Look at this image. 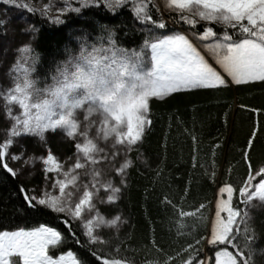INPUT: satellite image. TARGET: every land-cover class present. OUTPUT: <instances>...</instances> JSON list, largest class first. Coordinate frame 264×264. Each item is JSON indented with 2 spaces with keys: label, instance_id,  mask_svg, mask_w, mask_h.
Wrapping results in <instances>:
<instances>
[{
  "label": "snow or ice",
  "instance_id": "6c2138e0",
  "mask_svg": "<svg viewBox=\"0 0 264 264\" xmlns=\"http://www.w3.org/2000/svg\"><path fill=\"white\" fill-rule=\"evenodd\" d=\"M3 2L11 5L16 0ZM76 2L79 7L73 6V0H48L39 7L25 2L20 7L62 24L61 14L65 12L80 13L92 4L116 11L131 3L134 19L147 29L146 38L137 51L120 45L115 26H102V34L94 41H89L87 34L76 37L78 51L65 49L66 58L56 63L44 87H37L39 78L33 79L39 54H33L28 43L18 49L28 55L10 65L7 84L0 81V108L9 125L0 140V168L17 177L21 169L11 162L23 161L27 166L42 161L43 186H20L17 215L24 220L55 216L68 235L47 223L0 230V264H132L116 258L111 241L104 238L105 228L112 231L116 227L118 231V225L127 221L120 214L106 218L99 205L119 201L127 186L126 170L134 163L129 153L153 124L150 101L187 94L189 90L218 91L252 82L264 84V0H164L171 23L188 26L187 31L169 34L160 32L168 30L169 21L161 15L157 0ZM53 10L57 15H52ZM7 24V19H0V35H7ZM198 25L204 27L202 32ZM210 25H219L223 31L217 32ZM28 30L36 31L33 25L22 29L25 33ZM132 31L129 29L125 36ZM93 113L98 116L93 117ZM58 130L70 138L69 142L75 141V151L66 161L51 150L41 156L28 155L23 144L17 153L11 150L25 134L39 136L46 145V132ZM256 135L254 132L253 137ZM252 142L250 139L249 144ZM245 156L251 159L250 152ZM253 171L255 176L248 173L242 178L239 193L246 197L244 202L258 199L264 203V165ZM225 191L229 200L216 201L214 218L208 220L209 238L197 240L187 249L182 247L176 256L161 248L166 258L147 264H175L178 258L180 264H205L201 259L204 245L219 249L215 251V264H249L245 249L255 236L246 224L236 223L240 214L229 206L233 186L219 188L221 194ZM164 203L172 202L165 198ZM205 207L200 205L201 209ZM224 212L226 218H222ZM241 227L242 234L237 235ZM66 242L77 244L88 255L61 251ZM155 243L153 237V246ZM185 255L189 256L187 261Z\"/></svg>",
  "mask_w": 264,
  "mask_h": 264
},
{
  "label": "trees",
  "instance_id": "16d2710c",
  "mask_svg": "<svg viewBox=\"0 0 264 264\" xmlns=\"http://www.w3.org/2000/svg\"><path fill=\"white\" fill-rule=\"evenodd\" d=\"M153 15H156L155 9ZM163 18L169 21L168 29L188 30L183 23H171L169 12ZM61 19L62 24H55L40 13L31 16L30 25L36 31L29 30V44L32 53L40 57L33 78H39L38 85L42 87L56 63L66 58L65 49L78 51L76 37L87 34L89 41H94L102 34V26H115L117 39L123 47L136 49L146 38L128 6L110 11L100 4L90 5L80 13H66ZM201 25L197 26L200 32L204 30ZM210 26L217 32L223 31L219 25ZM129 29L133 31L125 36ZM150 118L153 124L149 131L129 153L134 163L126 170L127 186L122 189L119 201L99 205L106 218L120 214L127 221L118 225V231L104 230V238L111 241L116 258L132 264H147L166 258L159 251L161 248L176 256L182 247L187 249L190 244L206 238L216 190L230 184L233 186L232 204L240 209L242 217L250 212L244 223L255 236L252 245L245 249L249 264H264V205H253L249 210L246 202L240 203L238 190L242 178L248 173L255 174L253 168L264 165V84L252 82L218 91L189 90L187 94H173L164 100L152 99ZM254 132L257 133L255 137ZM33 140L29 137L20 142L28 155L44 150L73 153L71 143L60 145L50 139L44 145ZM20 144L14 153L19 151ZM249 152L250 160L245 156ZM31 173L23 170L13 177L0 168V222L3 224L0 230L47 223L67 236V228L55 216L24 220L17 215L16 205L22 198L20 186L23 184L31 189L43 183L42 171L33 169ZM165 198L172 203L165 204ZM200 205L206 207L201 209ZM242 231L241 227L237 235ZM203 247L205 256L201 259L207 257L214 264V253L218 249L211 245ZM68 250L88 255L75 243L66 242L61 248V251ZM54 254L58 256L60 251L54 250ZM183 259L187 261L189 256ZM175 264H180L179 258Z\"/></svg>",
  "mask_w": 264,
  "mask_h": 264
},
{
  "label": "rangeland",
  "instance_id": "374dc122",
  "mask_svg": "<svg viewBox=\"0 0 264 264\" xmlns=\"http://www.w3.org/2000/svg\"><path fill=\"white\" fill-rule=\"evenodd\" d=\"M25 2H27L29 4L35 3V6L39 7L42 3L48 2V0H16V3L11 4V5L5 4L3 2V0H0V19H7L8 20V24L6 26L8 29L7 35H0V81H3L4 84L8 83L6 73H8L10 65H12L14 61L21 60V58L23 56L28 55V53H20L18 51V49L23 47V45L25 43L29 44V38H28L29 37V33H28L29 30L27 31V33H25L22 31V29H25L27 25H30L31 16L33 13H29L26 9L20 7V4L25 3ZM157 4L161 8V15L162 16L165 15L167 12H169L168 10L164 9V0H157ZM96 5H99V4H92V6H96ZM73 6L79 7L80 5L78 2H76V0H73ZM127 6L129 7L130 10L132 9L131 3H129ZM37 13H39V12H37ZM66 13H69V12H65V13L61 14V16H63ZM71 13H75V12H71ZM172 13H175V12H172ZM52 15H57V13L53 10ZM46 19H48V18L46 17ZM136 22H138V21L136 20ZM201 23L205 24V22H201ZM139 25H140L141 29H143V31L147 34V29L144 28V26L141 25L140 23H139ZM173 31H183V30L177 29V28H170L167 31L160 30V32L162 34H169V32H173ZM30 50H31V48H30ZM135 50L140 51L141 49H140V47H138ZM37 87H42V86L37 84ZM2 103H3V101L0 100V104H2ZM92 116L97 117L98 114L93 113ZM83 118H84V113L81 110L80 119L83 120ZM0 119H1L0 140H3V138L5 136V129H7L9 127V125L7 123H5L4 112H3L2 108H0ZM96 127H99V124H97ZM29 137L34 139L33 141L41 143L39 136L25 134L21 138H18L17 144L14 147H12V149H11L12 152L13 153L16 152V150H17L16 147L18 146V144H20V142H22L23 140H25ZM50 139L55 141L56 143H58L60 145L71 143L72 144V151L74 153L75 141L69 142L70 138H66V135L63 131L58 130L55 133H53L51 131H47L46 132V140H50ZM109 141H111V137L109 138ZM73 153L70 155H67L63 151H60V152H58V153L56 152L54 154L57 155L62 161H66L68 157L73 155ZM43 154H46V150H44V152L39 151V152L35 153L34 156H41ZM25 158H27V157H25ZM11 166H13L14 168H20L21 171L25 170V171L31 172V170L37 169V170L43 172V162L42 161H36L34 164L27 165V166H25L23 164V161H20L19 163L11 162ZM252 175L255 176L254 173H252ZM43 181H44V173H43ZM257 183H258V181H257ZM41 186H43V183L41 184ZM219 188L220 187H218L216 190L215 198H214V201L212 204V208H211L209 218H214L216 201L229 200V196H228L227 191H225L223 194H221L219 192ZM57 194H59L58 191H57ZM245 199H246L245 196L240 195V203H243L245 201ZM246 203L249 206V210L251 209L250 206L254 207L253 205L257 206V204L258 205H264V203H262L258 199H254L253 201H249ZM229 206L233 207L240 214L239 217L237 218V221H236L237 224L245 223L248 220L250 212L249 213L247 212L245 214V216L242 217L243 213L240 211V209L232 204V197H231V200L229 201ZM226 216H227L226 212L222 213V218H226ZM105 229H107V228H105ZM113 229H116V227H113ZM209 229H210V225L208 224V230H207L206 238L210 237ZM229 250L232 251L230 248H229ZM214 257H215V253H214ZM202 260H205V264H207L208 258L205 259V257H204V258H202ZM214 264H215V259H214Z\"/></svg>",
  "mask_w": 264,
  "mask_h": 264
},
{
  "label": "water",
  "instance_id": "95a60500",
  "mask_svg": "<svg viewBox=\"0 0 264 264\" xmlns=\"http://www.w3.org/2000/svg\"><path fill=\"white\" fill-rule=\"evenodd\" d=\"M151 119V118H150Z\"/></svg>",
  "mask_w": 264,
  "mask_h": 264
}]
</instances>
